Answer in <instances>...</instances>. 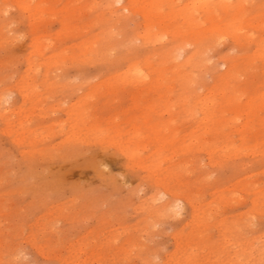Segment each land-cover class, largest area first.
Returning a JSON list of instances; mask_svg holds the SVG:
<instances>
[{"label":"rangeland","instance_id":"obj_1","mask_svg":"<svg viewBox=\"0 0 264 264\" xmlns=\"http://www.w3.org/2000/svg\"><path fill=\"white\" fill-rule=\"evenodd\" d=\"M195 1L0 0V264H264V0Z\"/></svg>","mask_w":264,"mask_h":264},{"label":"bare ground","instance_id":"obj_2","mask_svg":"<svg viewBox=\"0 0 264 264\" xmlns=\"http://www.w3.org/2000/svg\"><path fill=\"white\" fill-rule=\"evenodd\" d=\"M117 1L119 2L120 0H117ZM229 1H231V0H217V5L220 8H225L227 6V4L229 3ZM242 1H244V0H236L235 13H234V15L231 16V22L230 23L236 24L237 20L239 21V23H241V25H245L247 23V21L244 19V12H242V6H243L242 5L243 3H241ZM213 3H214L213 0H196L195 3L193 4V7L200 6V7L205 8L206 14H209L210 18L211 17L213 18V17H215L214 16L215 15V13H214L215 9H213L211 6V4H213ZM185 8L188 9L187 15H186L187 19L189 21H193L194 17L192 15V12L189 11L190 7L187 6V4H185L184 9ZM256 26L258 28H263L264 27V20L258 21ZM240 29L241 28L238 27L237 30L232 31V36L235 40L238 39L237 36H239V35L241 36V33H239ZM263 49H264V42L263 41L262 42L261 41L256 42V51H257L256 53L259 57H264V53H262V51H261Z\"/></svg>","mask_w":264,"mask_h":264}]
</instances>
